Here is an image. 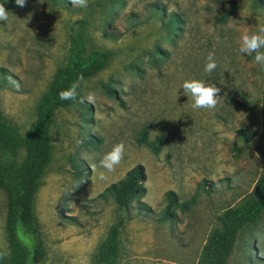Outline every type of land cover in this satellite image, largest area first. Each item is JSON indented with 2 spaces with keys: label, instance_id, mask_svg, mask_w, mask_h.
<instances>
[{
  "label": "rangeland",
  "instance_id": "1",
  "mask_svg": "<svg viewBox=\"0 0 264 264\" xmlns=\"http://www.w3.org/2000/svg\"><path fill=\"white\" fill-rule=\"evenodd\" d=\"M12 1L13 16L0 22V114L22 134L68 58L76 20L85 19L109 53L107 65L80 82L78 101L55 113L53 160L35 200L43 264H97L101 242L120 219L118 264H200L217 217L255 198L264 174V68L254 54L237 51L241 33L264 25V0H88L85 9L70 0H27L23 8ZM210 53L217 68L209 75ZM191 79L220 88L214 110L191 108L180 89ZM89 93L95 105L80 103ZM143 129L149 141L161 138L159 153L137 143ZM121 142L124 159L99 180L100 159ZM24 157L19 150L18 161ZM137 165L146 173L140 201L151 212L138 201L122 209L99 198ZM168 191L178 204L173 219L161 222ZM7 205L0 189V264L10 258ZM229 264H264V212L240 232Z\"/></svg>",
  "mask_w": 264,
  "mask_h": 264
},
{
  "label": "trees",
  "instance_id": "2",
  "mask_svg": "<svg viewBox=\"0 0 264 264\" xmlns=\"http://www.w3.org/2000/svg\"><path fill=\"white\" fill-rule=\"evenodd\" d=\"M60 4L64 0H49ZM112 4L123 0H106ZM8 11L13 9L12 0H0ZM158 16H165L164 10L157 11ZM177 19L174 14L165 24L169 32L175 28ZM85 19L76 20L69 33L68 58L58 69L48 92L41 99L35 120L25 134L11 127L0 114V189L8 198L6 214V237L10 248V258L5 264H43L45 250L39 238V228L35 215V200L41 180L52 163L53 145L51 127L58 109L69 107L78 101H61L59 93L66 90L80 77L89 79L98 74L108 63L109 53L97 45L88 32ZM80 81V82H81ZM109 90V89H107ZM247 107L245 103L242 104ZM244 134L243 131L239 132ZM264 138V110H263ZM247 139V137H245ZM153 153H159L161 138L148 140L147 129H143L137 140ZM25 150V157L18 161L19 150ZM146 173L142 165L128 171L118 183L109 186L99 198L111 197L116 204L127 209L138 201L139 210L151 212L150 207L141 202L145 195ZM255 198L228 208L217 217V224L212 229L203 249L200 264H229L234 246L240 232L246 226L257 222L264 212V174L255 186ZM166 205L161 210L159 220L170 221L174 217L177 196L165 193ZM123 220L110 226L106 237L101 242L96 255L97 264H118L120 257V229Z\"/></svg>",
  "mask_w": 264,
  "mask_h": 264
},
{
  "label": "clouds",
  "instance_id": "3",
  "mask_svg": "<svg viewBox=\"0 0 264 264\" xmlns=\"http://www.w3.org/2000/svg\"><path fill=\"white\" fill-rule=\"evenodd\" d=\"M27 0H15V4L18 7H25ZM73 7L85 9L88 7V0H70ZM10 13L4 6L0 4V22L6 23L9 20ZM13 16V15H12ZM239 54L253 55L254 62L264 68V25H260L256 32L249 33L247 31L241 33L238 38ZM217 68V63L214 58V54L210 53L206 57L204 65V73L211 74ZM83 77H80L77 81H74L70 87L59 93V99L61 101H75L78 97V89L80 87V81ZM19 85H17L18 87ZM183 90V95L191 101V108L193 110H214L220 98V88L214 84H207L202 80L191 79L184 80L180 86ZM97 97L94 93H89L86 98L81 99L80 103L85 101L90 105H95ZM125 157V144L123 142L115 144L112 149L105 153L99 161V168L102 171L99 172L98 179L103 181L106 179V173H111L116 170V167L121 163ZM95 167V166H94Z\"/></svg>",
  "mask_w": 264,
  "mask_h": 264
}]
</instances>
